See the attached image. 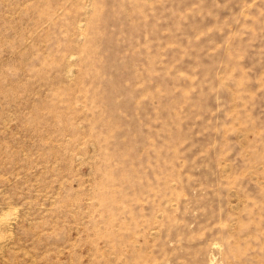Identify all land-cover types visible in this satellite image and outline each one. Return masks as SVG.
<instances>
[{"label":"rangeland","instance_id":"obj_1","mask_svg":"<svg viewBox=\"0 0 264 264\" xmlns=\"http://www.w3.org/2000/svg\"><path fill=\"white\" fill-rule=\"evenodd\" d=\"M0 264H264V0H0Z\"/></svg>","mask_w":264,"mask_h":264}]
</instances>
